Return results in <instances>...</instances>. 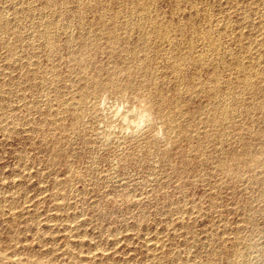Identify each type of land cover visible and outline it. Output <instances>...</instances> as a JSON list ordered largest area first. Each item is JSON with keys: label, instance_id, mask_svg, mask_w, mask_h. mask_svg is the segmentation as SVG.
I'll return each instance as SVG.
<instances>
[{"label": "rangeland", "instance_id": "rangeland-1", "mask_svg": "<svg viewBox=\"0 0 264 264\" xmlns=\"http://www.w3.org/2000/svg\"><path fill=\"white\" fill-rule=\"evenodd\" d=\"M0 264H264V0H0Z\"/></svg>", "mask_w": 264, "mask_h": 264}, {"label": "bare ground", "instance_id": "bare-ground-1", "mask_svg": "<svg viewBox=\"0 0 264 264\" xmlns=\"http://www.w3.org/2000/svg\"><path fill=\"white\" fill-rule=\"evenodd\" d=\"M147 5V4H146ZM146 7V6H145ZM149 13V12H148ZM144 19V18H143ZM154 19V18H153ZM153 23V22H152ZM154 24V23H153ZM141 25V24H140ZM144 26V25H143ZM140 27V26H139ZM145 28H146V26H145ZM139 29H141V28H139ZM143 29V28H142ZM141 29V30H142ZM164 29V28H163ZM158 30V29H157ZM145 32V31H144ZM158 32V31H157ZM160 32V31H159ZM160 34V33H159ZM142 35V34H141ZM149 35V34H148ZM157 35V34H156ZM165 35V34H164ZM145 36H147V35H145ZM149 37V36H148ZM165 37V36H164ZM171 37V36H170ZM164 39V38H163ZM150 42V41H149ZM201 58V57H200ZM202 59V58H201ZM240 66V65H239ZM197 87V86H196ZM97 88V87H96ZM252 90V89H251ZM238 95V94H237ZM261 108V107H260ZM262 109V108H261ZM217 122H219V121H217ZM169 123H170V121H169Z\"/></svg>", "mask_w": 264, "mask_h": 264}]
</instances>
